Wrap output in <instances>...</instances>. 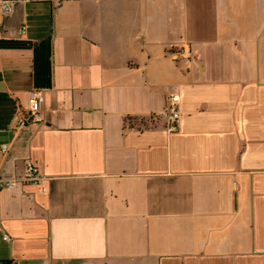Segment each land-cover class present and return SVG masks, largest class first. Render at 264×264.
Masks as SVG:
<instances>
[{"label":"crops","instance_id":"1","mask_svg":"<svg viewBox=\"0 0 264 264\" xmlns=\"http://www.w3.org/2000/svg\"><path fill=\"white\" fill-rule=\"evenodd\" d=\"M0 1V264H264V0Z\"/></svg>","mask_w":264,"mask_h":264},{"label":"built area","instance_id":"2","mask_svg":"<svg viewBox=\"0 0 264 264\" xmlns=\"http://www.w3.org/2000/svg\"><path fill=\"white\" fill-rule=\"evenodd\" d=\"M14 1H31V0H14ZM2 5V12L9 13L11 11L10 1H0ZM181 56L187 62L190 60V51L188 49L181 50L176 54ZM179 97L176 94H170L166 99V105L164 111L161 113L166 120L165 130L168 133H176L179 130ZM44 113V101L43 96L38 92H32L29 96V109L27 114L18 120L19 126H26L29 124L39 123L42 121V115ZM2 151H6V146L2 147ZM43 176L40 173L36 164L31 161H26L24 166V174L21 178L6 179L0 176V187L10 188L15 185H30L40 189L42 193H45L46 189L42 186ZM4 240H8V237L4 235ZM8 264H16L9 262Z\"/></svg>","mask_w":264,"mask_h":264},{"label":"trees","instance_id":"3","mask_svg":"<svg viewBox=\"0 0 264 264\" xmlns=\"http://www.w3.org/2000/svg\"><path fill=\"white\" fill-rule=\"evenodd\" d=\"M140 124H141L142 126H147V124L144 123L142 120L140 121Z\"/></svg>","mask_w":264,"mask_h":264},{"label":"rangeland","instance_id":"4","mask_svg":"<svg viewBox=\"0 0 264 264\" xmlns=\"http://www.w3.org/2000/svg\"><path fill=\"white\" fill-rule=\"evenodd\" d=\"M147 124V123H146Z\"/></svg>","mask_w":264,"mask_h":264}]
</instances>
